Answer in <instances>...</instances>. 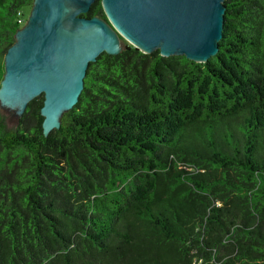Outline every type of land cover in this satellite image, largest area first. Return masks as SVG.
Returning <instances> with one entry per match:
<instances>
[{
	"label": "trees",
	"instance_id": "obj_1",
	"mask_svg": "<svg viewBox=\"0 0 264 264\" xmlns=\"http://www.w3.org/2000/svg\"><path fill=\"white\" fill-rule=\"evenodd\" d=\"M32 4L0 0V82ZM223 5L205 63L126 44L48 135L42 94L0 113V264H264V0Z\"/></svg>",
	"mask_w": 264,
	"mask_h": 264
},
{
	"label": "water",
	"instance_id": "obj_2",
	"mask_svg": "<svg viewBox=\"0 0 264 264\" xmlns=\"http://www.w3.org/2000/svg\"><path fill=\"white\" fill-rule=\"evenodd\" d=\"M95 1L33 0L4 56L0 113L8 126L42 94L43 134L58 128L82 92L87 65L122 50L118 37L142 54L194 63L218 52L224 0H101L107 21L85 16Z\"/></svg>",
	"mask_w": 264,
	"mask_h": 264
},
{
	"label": "rangeland",
	"instance_id": "obj_3",
	"mask_svg": "<svg viewBox=\"0 0 264 264\" xmlns=\"http://www.w3.org/2000/svg\"><path fill=\"white\" fill-rule=\"evenodd\" d=\"M22 12L24 13V16H25V21L28 19V16H29V13H30V8L29 7H27V8H24L23 10H22ZM25 24V23H24ZM119 38V42H120V47H122L123 48V46H125L126 44H129V43H127L125 40H123L121 37H118ZM4 116V115H3ZM19 117V116H18ZM5 118V120H6V117H4ZM7 121V120H6ZM15 123H16V121H15ZM9 127H12V126H9Z\"/></svg>",
	"mask_w": 264,
	"mask_h": 264
},
{
	"label": "built area",
	"instance_id": "obj_4",
	"mask_svg": "<svg viewBox=\"0 0 264 264\" xmlns=\"http://www.w3.org/2000/svg\"><path fill=\"white\" fill-rule=\"evenodd\" d=\"M17 16H18V19H16V23L22 27L25 23L24 13L20 11L18 12Z\"/></svg>",
	"mask_w": 264,
	"mask_h": 264
},
{
	"label": "flooded vegetation",
	"instance_id": "obj_5",
	"mask_svg": "<svg viewBox=\"0 0 264 264\" xmlns=\"http://www.w3.org/2000/svg\"><path fill=\"white\" fill-rule=\"evenodd\" d=\"M30 8H31V6H30ZM22 28V27H21Z\"/></svg>",
	"mask_w": 264,
	"mask_h": 264
},
{
	"label": "bare ground",
	"instance_id": "obj_6",
	"mask_svg": "<svg viewBox=\"0 0 264 264\" xmlns=\"http://www.w3.org/2000/svg\"><path fill=\"white\" fill-rule=\"evenodd\" d=\"M119 46V45H118Z\"/></svg>",
	"mask_w": 264,
	"mask_h": 264
}]
</instances>
